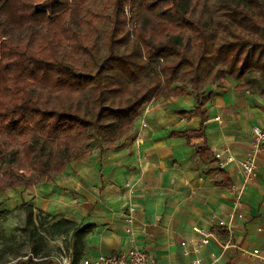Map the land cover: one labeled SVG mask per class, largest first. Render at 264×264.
I'll list each match as a JSON object with an SVG mask.
<instances>
[{"label": "trees", "instance_id": "16d2710c", "mask_svg": "<svg viewBox=\"0 0 264 264\" xmlns=\"http://www.w3.org/2000/svg\"><path fill=\"white\" fill-rule=\"evenodd\" d=\"M228 75L264 96V0H0V193L120 144L152 99L192 94L204 121ZM182 133L207 149L203 123ZM21 208L29 251L0 264H51L71 231L77 261L86 226Z\"/></svg>", "mask_w": 264, "mask_h": 264}, {"label": "crops", "instance_id": "0c3cea01", "mask_svg": "<svg viewBox=\"0 0 264 264\" xmlns=\"http://www.w3.org/2000/svg\"><path fill=\"white\" fill-rule=\"evenodd\" d=\"M239 82L228 75L203 87L204 121L194 112L192 94L151 101L145 127L140 128L138 119L120 144L93 146L51 180L8 188L10 197L0 201L1 210L25 201L54 220L68 218L79 228L86 226L77 261L71 231L52 239L60 242V250L50 253L51 264L64 252L70 254V264H79L82 257L125 253L130 239L148 252L147 264H192L194 259L202 264H262L242 248H259L264 255V149L237 205L235 186L243 174L235 162L220 168L214 158L224 147L242 157L250 148L253 125L264 126L263 94L239 90ZM202 123L207 149L199 153L196 144L203 137L182 132L195 131ZM130 206L136 208L132 238L124 221ZM220 220L230 224V236ZM193 226L215 234L199 251L192 250L201 236ZM229 238L233 245L225 250ZM184 239L188 254L181 245Z\"/></svg>", "mask_w": 264, "mask_h": 264}, {"label": "built area", "instance_id": "2783aa9c", "mask_svg": "<svg viewBox=\"0 0 264 264\" xmlns=\"http://www.w3.org/2000/svg\"><path fill=\"white\" fill-rule=\"evenodd\" d=\"M146 106L145 110L141 115H139L140 121V128H143L147 125V118L145 117V112L148 109ZM250 148L242 157H236L229 149V147H224V149L217 150L214 152V158L217 161V164L220 168H224L228 163L235 162L238 165L239 170L243 174L242 181L240 184L235 186L236 194H235V203L236 205L241 200V196L246 189L245 187L251 181V179L255 175V170L258 167V155L264 149V126L255 124L252 127V138L250 141ZM135 210L134 206H130L128 211L125 213L124 221L127 222V226L125 231L128 235H132L133 232V225L135 222ZM219 225L223 226L226 232L229 233V236L232 234L230 229V224L225 223L224 220L219 221ZM193 231L199 233L201 236L197 241H193L192 243V250L199 251L202 245L209 243V241L215 235L214 232H211L208 229H204L200 226H193ZM133 236H131L132 238ZM188 240L184 239L181 242L183 252L188 254L190 250L187 248ZM230 245H233L230 242V238L227 242L223 245L224 249H228ZM243 252L250 254L251 256L255 257L256 259L261 261L264 264V255L262 254V250L257 248L252 251H248L242 248ZM64 252V251H63ZM149 260L148 252L139 245L135 239H130V245L127 248L125 253H111V254H100L95 258L89 257H82L80 259L79 264H147ZM71 257L70 254L61 253V255L56 256L54 263L55 264H70ZM192 264H202L200 260L194 259Z\"/></svg>", "mask_w": 264, "mask_h": 264}, {"label": "rangeland", "instance_id": "374dc122", "mask_svg": "<svg viewBox=\"0 0 264 264\" xmlns=\"http://www.w3.org/2000/svg\"><path fill=\"white\" fill-rule=\"evenodd\" d=\"M253 75L254 77L260 78V74L258 72H255ZM252 89L259 90L261 93L257 85H254ZM153 100L158 99L155 98L150 100L147 105H150L151 101ZM146 106L139 115L143 113ZM9 197L10 195L7 194L6 190L0 193V201H5ZM21 205L22 203H20V201L19 203L18 201H15V204H13V209L6 211L1 210L2 208H0V262L10 261L15 257L16 252L24 254L29 251L30 245L25 236L26 231L23 228L26 210L21 208ZM52 241V239L48 238L46 247L48 252L55 254L57 253L58 249L60 250V242L58 243Z\"/></svg>", "mask_w": 264, "mask_h": 264}]
</instances>
